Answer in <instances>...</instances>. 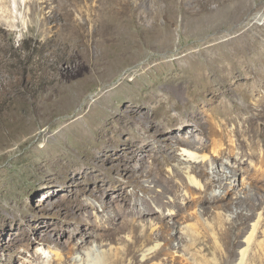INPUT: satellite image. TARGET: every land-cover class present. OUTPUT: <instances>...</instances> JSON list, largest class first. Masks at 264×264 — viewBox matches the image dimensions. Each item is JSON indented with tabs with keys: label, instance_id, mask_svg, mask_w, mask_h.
<instances>
[{
	"label": "rangeland",
	"instance_id": "1",
	"mask_svg": "<svg viewBox=\"0 0 264 264\" xmlns=\"http://www.w3.org/2000/svg\"><path fill=\"white\" fill-rule=\"evenodd\" d=\"M27 1L0 2V264H52L54 253L69 258L85 251L97 261L103 257L99 244L118 248L121 257L127 235L138 236L137 229H124L128 216L117 192L110 193L109 203L102 201L105 210L90 194L87 157L69 131H88L91 125L97 140L106 133L108 161L99 165L104 179L116 181L119 191L137 182L151 185L153 193L144 198L163 195L168 203L179 192L178 183L167 182L169 169L176 170L179 148L174 157V139L163 127L174 116L189 124L183 136L191 132L205 138L211 111L180 116L175 106L179 98L187 101L203 90L189 88L183 80L205 73L201 66L210 57L229 72L227 57L235 53L245 82L223 97L230 110L240 109L239 114L231 111L234 122L226 128L238 131L241 150L264 154V0H38L36 12H28ZM219 45H227L225 52H219ZM214 120L212 125L223 123L220 117ZM146 136L169 160L156 178L146 175L151 159L139 154ZM128 146L134 147L133 157L127 156ZM57 150L77 163L71 164L77 174L71 168L47 167L46 176L40 175V166ZM194 167L202 183L215 177L202 163ZM243 171L255 173L244 162L236 178ZM215 178L217 195L228 189L225 207L199 204L197 213L230 214L231 221L214 230L219 244L226 246L225 233L244 227L236 215L264 207V181L252 192L228 187L226 181L219 189ZM113 211L114 226L95 237L96 229L86 222L104 224ZM182 219L176 225L190 222ZM146 221L161 224L154 216ZM174 232L180 236L179 227ZM214 246L212 235L200 228L185 243L189 264H227L233 258ZM173 251L154 264H183L188 255ZM251 259L250 264H264L263 254Z\"/></svg>",
	"mask_w": 264,
	"mask_h": 264
},
{
	"label": "bare ground",
	"instance_id": "2",
	"mask_svg": "<svg viewBox=\"0 0 264 264\" xmlns=\"http://www.w3.org/2000/svg\"><path fill=\"white\" fill-rule=\"evenodd\" d=\"M0 2L1 4H7V0H0ZM39 2L38 0H28L26 2L28 12H36ZM225 49H227V45L218 46L219 52H225ZM237 50L235 49L234 51L237 52ZM234 55L235 53H232L227 57L230 65L229 72H226L218 64L219 60H213L210 57L201 66L205 73L198 72V74L191 75L183 80L186 81L189 88L203 86V90L193 94L187 101H184L186 99L182 97L179 98L180 102L175 106L178 115L196 114L199 111L204 113L206 110L211 112L208 116L209 121L206 120L209 127L205 138L199 135L194 136L191 132H189L190 135L187 137L183 136L184 132L188 133L189 124L186 121H179L174 116L169 120L167 119L168 123L163 127L174 139L172 147V155L174 157L176 156L174 149L179 148L176 170L169 169L167 177V182L179 184V192L168 197V203H164L162 201L163 195L158 194L149 197V200L145 199V195L153 193V188L151 185L146 186L139 182L133 185H125L124 189L119 191L116 181L113 179L109 182L106 181L99 167L101 163L108 161L109 152L106 133H102L101 138L97 140L98 131L91 125L87 126L88 131L83 129V127L69 128V136H71L72 142L78 144L83 155L87 157L85 167L87 173L91 175L90 180L93 188L90 194L96 200H101L100 207L105 210L108 207L104 203L110 202V193L113 191L117 192V198L123 202L124 213L128 216L124 222V229H127L129 233L137 229L138 236L127 235V244L123 248L121 257L118 256V248L110 244H106L105 248H102L104 244H99L96 247L100 250L99 253H102L103 257L97 261L90 258V254L86 251L81 255L75 252L69 258H64L60 254L54 253L52 264H70V261L71 264H154L155 259L170 254V250H174L173 252L179 250V252H183L182 256L188 255V257H184L185 262L183 264H189L191 255L186 252L185 243H190L198 234L200 228L212 235L215 242V250L226 257H233L227 260V264H250L252 257H256L258 254L264 255V207L249 211L246 215L241 213L236 215L240 220V224L244 227L238 232L230 229V231L225 233L226 246L219 244V240L214 237V230L225 222H230V214H221V212L215 211L206 217L202 213H197L199 204L218 205L221 209L225 207L223 202L228 195V189H223L224 191L217 195L216 176L219 189L221 184L226 181L228 187H248L253 192L256 189L258 190V185L264 181L263 151L259 150L256 154L244 152L240 149L241 146L236 145L237 139L235 137H238V131L236 129L227 130L226 128L227 125L234 122V118L229 116L232 114L231 111L239 114L240 109L235 106L230 110L223 97L233 87L239 88L245 82L238 75L237 64L234 59L236 57ZM249 85L246 82L247 88L250 87ZM251 87L254 86L251 85ZM250 91L254 92L253 88ZM216 117H220L223 120L221 125H212L213 122L211 120ZM160 133L162 134V132H159L157 135H160ZM152 140L153 138L150 136L145 137L144 145L140 148L139 154L143 158L147 155L151 159L146 175L156 178L157 175L159 176V172L162 173L161 169L163 166L169 164V160L163 157V154L166 153L165 150L152 143ZM40 149L42 152L45 151L46 145L42 144ZM133 149L134 147L132 146L125 148L127 156H134L135 152ZM208 152H211L213 157L208 156ZM254 156L257 157L255 161L252 160ZM244 162H247L255 173L252 172L251 175L243 171V176L238 179L236 178V172L240 171ZM198 163H202L212 169L215 177L213 176V179L212 177L211 179L208 178L205 183H202L198 179L200 172L198 173L196 167H194V164ZM71 164L77 165V163L69 160L68 157H65L64 154L57 150L52 153L50 159H47L40 166L39 173L41 176H46L47 167H58L60 171H69ZM124 165H126V162ZM75 168L76 166H73L71 169L74 170V174H77L78 170H75ZM73 180H76V175L73 176ZM261 189L264 191L263 188ZM138 190L141 191L142 195H138ZM83 193L86 194V191ZM89 206H91L92 210H96L93 204L90 203ZM134 215H137L136 219H133ZM152 216L157 217L161 224L156 225L146 221L147 218ZM219 216L222 217V220H220ZM179 217L181 220L187 217L190 222L180 221L178 226L176 225V220ZM115 218L116 214L113 211L108 221L104 224L100 221L96 224L88 221L86 226L94 227L96 229L94 236L101 237L114 226ZM176 227H179L180 236H177L174 232ZM161 237L165 238L166 241L164 243L159 241Z\"/></svg>",
	"mask_w": 264,
	"mask_h": 264
}]
</instances>
